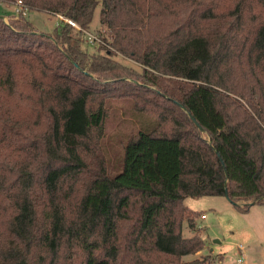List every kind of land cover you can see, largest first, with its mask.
<instances>
[{
  "label": "trees",
  "instance_id": "16d2710c",
  "mask_svg": "<svg viewBox=\"0 0 264 264\" xmlns=\"http://www.w3.org/2000/svg\"><path fill=\"white\" fill-rule=\"evenodd\" d=\"M19 1L83 30L101 6L108 36L89 54L67 24L51 35L0 17V264H207L183 260L205 248L183 236L198 214L185 200L264 206V0L229 17L221 0L0 4ZM110 98L153 117L116 174L97 151ZM87 175L80 196L64 192Z\"/></svg>",
  "mask_w": 264,
  "mask_h": 264
},
{
  "label": "rangeland",
  "instance_id": "374dc122",
  "mask_svg": "<svg viewBox=\"0 0 264 264\" xmlns=\"http://www.w3.org/2000/svg\"><path fill=\"white\" fill-rule=\"evenodd\" d=\"M238 3L239 0H221L213 4L218 7L216 11L218 16L229 17ZM206 7L210 8L211 5L204 4V8ZM100 10L101 6L96 9L90 28L85 30L82 36V48L89 54H106L104 39H107L108 34L106 28L100 24ZM20 14L18 4H0V17L7 24L19 18ZM24 16L33 24L35 30L43 34L53 35L59 26L66 24L61 15L27 10ZM94 37L97 40L91 43L90 39H95ZM113 59L139 73L142 72L137 63L121 55ZM139 104L128 98H110L106 101L104 135L97 151L99 159L106 161L113 174L120 171V160L129 138L135 135L143 124L153 121L151 112L144 111ZM94 140L96 141V138ZM91 155L96 156V152ZM88 176L81 177L75 186L66 185L64 192H74L75 196H80L89 181ZM185 205L198 214L194 216V227L185 222L183 236L201 238L204 240L205 248L196 255L185 257L184 261L208 259L207 264H237L238 258L244 255L245 264H264V206L255 205L247 213H243L226 197L220 196L187 198ZM203 215H206L205 220L202 219ZM240 246L243 247L242 251L239 250Z\"/></svg>",
  "mask_w": 264,
  "mask_h": 264
},
{
  "label": "built area",
  "instance_id": "2783aa9c",
  "mask_svg": "<svg viewBox=\"0 0 264 264\" xmlns=\"http://www.w3.org/2000/svg\"><path fill=\"white\" fill-rule=\"evenodd\" d=\"M17 4L20 6V13H22L23 15H26L27 9H24L23 8L22 2L19 1ZM17 12H19V11L17 10ZM61 18L65 21V23L67 25L73 27L74 29H76L78 31H82L83 33L85 32V30H83L81 28V26H79L75 21H73L71 19H68V18H66L64 16H62ZM95 40H97V39L96 38L95 39H93V38L90 39L91 43H94ZM202 219L205 220L206 219V215H203L202 216ZM239 250L242 251L243 250V247L240 246L239 247ZM245 262H246V257L244 255H242L241 257H239L238 260H237V264H245Z\"/></svg>",
  "mask_w": 264,
  "mask_h": 264
},
{
  "label": "water",
  "instance_id": "95a60500",
  "mask_svg": "<svg viewBox=\"0 0 264 264\" xmlns=\"http://www.w3.org/2000/svg\"><path fill=\"white\" fill-rule=\"evenodd\" d=\"M2 18V17H1ZM192 117V116H191ZM192 119H193V121L196 123V125L200 128V126H199V124L196 122V120L192 117ZM228 200H229V198L228 197H226ZM230 201V200H229ZM251 205H254V203H252Z\"/></svg>",
  "mask_w": 264,
  "mask_h": 264
},
{
  "label": "crops",
  "instance_id": "0c3cea01",
  "mask_svg": "<svg viewBox=\"0 0 264 264\" xmlns=\"http://www.w3.org/2000/svg\"><path fill=\"white\" fill-rule=\"evenodd\" d=\"M186 201V200H185Z\"/></svg>",
  "mask_w": 264,
  "mask_h": 264
}]
</instances>
